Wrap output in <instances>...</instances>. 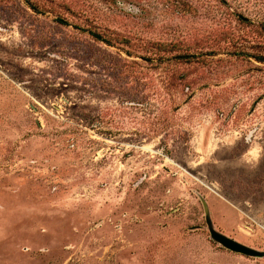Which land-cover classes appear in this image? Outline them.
<instances>
[{
  "label": "rangeland",
  "instance_id": "obj_1",
  "mask_svg": "<svg viewBox=\"0 0 264 264\" xmlns=\"http://www.w3.org/2000/svg\"><path fill=\"white\" fill-rule=\"evenodd\" d=\"M0 264H264V0H0Z\"/></svg>",
  "mask_w": 264,
  "mask_h": 264
},
{
  "label": "water",
  "instance_id": "obj_2",
  "mask_svg": "<svg viewBox=\"0 0 264 264\" xmlns=\"http://www.w3.org/2000/svg\"><path fill=\"white\" fill-rule=\"evenodd\" d=\"M207 222H208V225H209V231H210V235H211V238L217 242L219 245H221L222 247L226 248L227 250L229 251H232L234 253H237V254H240V255H243V256H246V257H252V258H260L263 256L262 253L258 252V251H255L253 249H250L248 247H245L225 236H222L216 232H214L211 228V224L208 220V217H207Z\"/></svg>",
  "mask_w": 264,
  "mask_h": 264
},
{
  "label": "trees",
  "instance_id": "obj_3",
  "mask_svg": "<svg viewBox=\"0 0 264 264\" xmlns=\"http://www.w3.org/2000/svg\"><path fill=\"white\" fill-rule=\"evenodd\" d=\"M97 40H100V37H98L97 35H93Z\"/></svg>",
  "mask_w": 264,
  "mask_h": 264
}]
</instances>
